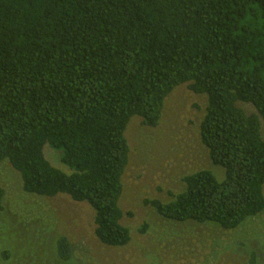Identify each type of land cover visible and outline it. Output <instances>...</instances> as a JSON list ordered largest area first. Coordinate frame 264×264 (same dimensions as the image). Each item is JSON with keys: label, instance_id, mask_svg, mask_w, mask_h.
Here are the masks:
<instances>
[{"label": "trees", "instance_id": "trees-1", "mask_svg": "<svg viewBox=\"0 0 264 264\" xmlns=\"http://www.w3.org/2000/svg\"><path fill=\"white\" fill-rule=\"evenodd\" d=\"M183 85L206 98L200 141L224 177L200 170L145 204L169 222L234 230L264 212V0H0V164L27 194L89 205L105 246L131 240L128 124L156 128ZM58 250L67 261L66 239Z\"/></svg>", "mask_w": 264, "mask_h": 264}, {"label": "rangeland", "instance_id": "rangeland-1", "mask_svg": "<svg viewBox=\"0 0 264 264\" xmlns=\"http://www.w3.org/2000/svg\"><path fill=\"white\" fill-rule=\"evenodd\" d=\"M205 106L204 96L183 85L166 99L156 128L143 126L140 118L130 120L125 132L130 157L120 206L131 240L124 247L99 242L89 205L64 195L27 194L20 174L2 162L0 264H264V212L234 230H223L210 223L169 222L145 204L168 202L170 194L183 189L182 179L200 170H210L222 181L224 171L211 164L200 141ZM240 107L256 114L251 105ZM261 130L264 135L262 120ZM44 153L53 167L70 173L58 152L45 146ZM61 238L69 246L67 261L59 257Z\"/></svg>", "mask_w": 264, "mask_h": 264}]
</instances>
